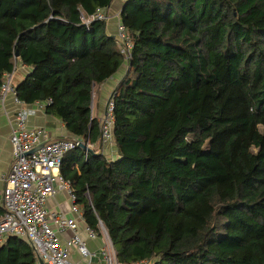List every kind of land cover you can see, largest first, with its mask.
<instances>
[{
	"label": "trees",
	"instance_id": "1",
	"mask_svg": "<svg viewBox=\"0 0 264 264\" xmlns=\"http://www.w3.org/2000/svg\"><path fill=\"white\" fill-rule=\"evenodd\" d=\"M99 8L120 11L128 59L114 19L84 22ZM19 65V100L94 145L98 86L128 65L116 159L77 147L60 166L123 264H264V0H0V90ZM36 259L0 242V264Z\"/></svg>",
	"mask_w": 264,
	"mask_h": 264
},
{
	"label": "built area",
	"instance_id": "2",
	"mask_svg": "<svg viewBox=\"0 0 264 264\" xmlns=\"http://www.w3.org/2000/svg\"><path fill=\"white\" fill-rule=\"evenodd\" d=\"M109 18V8H99L89 18L83 16L86 24L92 20ZM117 33L123 42L121 51L128 59L131 54V42L122 23L119 24ZM12 75L13 73L5 74V82L0 90L1 99L4 100L6 95L11 93L16 103L20 105L16 110L15 123L10 136L13 162L10 171L4 177L5 213L0 219V242L11 235L26 239L36 253V264H123L103 225L102 234L107 237L106 243L97 250H90L79 234L78 218L60 212H51L47 206L51 196L59 190H65L72 201L71 211L83 218L72 183L61 174L60 166L68 151L82 147L84 144L88 148L87 152H103L104 148L113 145L112 125L115 103L112 94L106 102L105 113L101 119V144L94 145L77 136L51 139L45 127L28 125L29 116L35 110L28 105H21L23 102L17 96ZM46 104L36 103L42 109ZM85 230L92 239L99 236V232L88 225ZM67 231H72L70 237H64ZM73 251L79 253L81 258L74 259Z\"/></svg>",
	"mask_w": 264,
	"mask_h": 264
},
{
	"label": "crops",
	"instance_id": "3",
	"mask_svg": "<svg viewBox=\"0 0 264 264\" xmlns=\"http://www.w3.org/2000/svg\"><path fill=\"white\" fill-rule=\"evenodd\" d=\"M125 1V0H123ZM112 9V8H111ZM110 10V19L114 21L109 23L111 31L117 33V24L119 20H117V16L120 11L112 12ZM117 20V21H116ZM128 65H123L117 73H115L111 78L102 83L99 88L101 90V94L98 100H95V105L93 106V114L102 119L105 109L106 102L110 98L113 93L114 88L118 84V82L125 76ZM21 77L19 76L20 82L28 73L29 69L27 66L19 65ZM15 83L14 85H16ZM93 102V103H94ZM28 105V107H32L35 111L29 116L28 125L30 127L41 126L45 127L48 131V135L51 139H61V138H72L74 137L71 133L67 131L65 125L62 121L47 115L44 109L39 108L36 104H21ZM20 105H18L14 99L13 94L8 93L6 97L3 99L0 98V205L3 206V192L5 187L4 177L10 171L12 162H13V153H12V143H11V130L15 123L16 110ZM97 109V114L95 110ZM106 149V150H105ZM103 154H105L108 158L116 159L117 152L114 145L109 146L108 148H104L102 150ZM72 201L69 197V194L65 190H59L54 196H51L47 201V206L49 211L51 212H60L69 217L78 218L79 223V234L86 241L87 246L90 250H97L102 245H104L107 241V237L102 234L97 238L92 239L85 228L87 224L83 218H80L71 211ZM72 235V231H67L64 234V237H70ZM72 256L74 259H80L81 256L76 251L72 252Z\"/></svg>",
	"mask_w": 264,
	"mask_h": 264
},
{
	"label": "rangeland",
	"instance_id": "4",
	"mask_svg": "<svg viewBox=\"0 0 264 264\" xmlns=\"http://www.w3.org/2000/svg\"><path fill=\"white\" fill-rule=\"evenodd\" d=\"M21 72H20V67L16 68L13 71V75H12V83L13 84L18 83V80H20L19 76L21 77V75H22ZM95 113L97 114V109L95 110Z\"/></svg>",
	"mask_w": 264,
	"mask_h": 264
},
{
	"label": "water",
	"instance_id": "5",
	"mask_svg": "<svg viewBox=\"0 0 264 264\" xmlns=\"http://www.w3.org/2000/svg\"><path fill=\"white\" fill-rule=\"evenodd\" d=\"M82 148H84L85 150H88V148H87V146L84 144V145H82ZM36 149H34V151H35ZM90 150V149H89Z\"/></svg>",
	"mask_w": 264,
	"mask_h": 264
},
{
	"label": "bare ground",
	"instance_id": "6",
	"mask_svg": "<svg viewBox=\"0 0 264 264\" xmlns=\"http://www.w3.org/2000/svg\"><path fill=\"white\" fill-rule=\"evenodd\" d=\"M107 21V20H106ZM112 140H113V138H112ZM106 150V149H105Z\"/></svg>",
	"mask_w": 264,
	"mask_h": 264
}]
</instances>
